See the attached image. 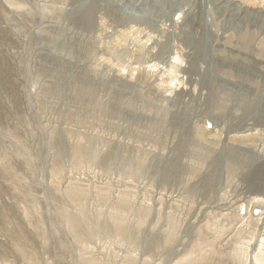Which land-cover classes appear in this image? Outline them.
<instances>
[{"label":"rangeland","instance_id":"obj_1","mask_svg":"<svg viewBox=\"0 0 264 264\" xmlns=\"http://www.w3.org/2000/svg\"><path fill=\"white\" fill-rule=\"evenodd\" d=\"M0 264H264V0H0Z\"/></svg>","mask_w":264,"mask_h":264}]
</instances>
